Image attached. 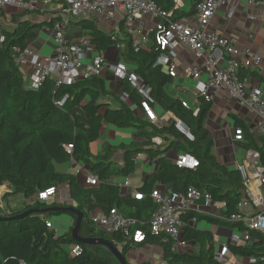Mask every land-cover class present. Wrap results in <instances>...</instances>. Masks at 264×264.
I'll list each match as a JSON object with an SVG mask.
<instances>
[{
	"label": "trees",
	"instance_id": "1",
	"mask_svg": "<svg viewBox=\"0 0 264 264\" xmlns=\"http://www.w3.org/2000/svg\"><path fill=\"white\" fill-rule=\"evenodd\" d=\"M152 1L162 9L172 8L168 0ZM200 1L195 0L194 12ZM40 11L39 8L30 13L41 14ZM60 19V16L54 17L51 23L39 24L26 21L15 31H2L6 41L0 45V187L8 184L11 188V193L5 194V200L22 195L32 203L21 211H11L0 221V264H120L105 247L81 244L72 237L77 216L69 211L70 208L83 214L82 238L109 240L116 247L121 246L127 260L131 252L159 246L165 264H224L215 260V237L212 232L186 228L183 237L188 243L199 245L198 253L176 252L171 239L155 237L150 232V221L158 210L151 193L157 185L166 187L169 193H186L188 188L195 187L208 192L216 203L224 206L227 218L239 212L238 205L244 197L241 176L214 156L210 130L205 125L213 103L201 99L200 112L194 117L193 111L182 107L174 90L168 92V75L163 68L155 65L158 57L156 49L134 53L129 41L121 56L136 64L135 73L152 87L156 102L171 112L176 120L188 124L195 136L193 142L187 141L175 130L174 121L157 128L140 114L136 115L135 109L142 111V98L128 83L122 85L135 106L134 110L113 96L107 89L105 78L94 77L61 87L48 78L38 91L28 89L24 76L13 62L11 49L14 46L27 47L36 39L39 29L46 24L52 27ZM78 25L85 32L83 37L95 43L98 50H106L112 45L110 34L101 31L93 21L83 20ZM120 30L127 36L123 26ZM247 71L240 69L241 79ZM64 95H69V100L61 109L55 102ZM109 98L115 99L117 104L107 105ZM232 119L234 127L244 131V141L238 142L241 147L257 149L264 157V135L258 143L250 137L249 127L242 119L235 115ZM105 123L119 129L136 128L140 131L136 137L144 142L134 146L108 145L94 156L90 145L100 138ZM157 136L163 138L162 146L152 143ZM70 145L73 148L69 151L67 147ZM119 151L124 152L125 165L111 171L114 155ZM170 151L194 155L200 162L199 167L195 171L179 170L174 162L162 156ZM139 153L148 155L157 164L156 171L148 175L143 186L136 191L143 195L142 200L134 196L124 197L121 187L112 183L116 176L129 178L134 174V156ZM72 162L88 168L90 174L98 178L99 185L84 186L75 175L58 170L59 166ZM63 186L67 187V202H60L58 195L45 202L39 201L40 193L52 188H58L62 193ZM29 210L36 212L25 214ZM111 210L136 220L139 223L136 229L146 234L145 242L131 245L125 242L123 235H109L93 225V216L106 215ZM62 216H67L72 224L69 231L59 235L48 228L47 222ZM193 216L188 213L183 220L187 223ZM197 219L218 230L222 228L230 235L235 229L241 232L249 230L243 223H230L208 215L198 216ZM249 232V243L229 245V251L236 257L253 258L257 259V264H264V233ZM76 246H79L80 253L73 255L71 249ZM128 264L152 262L128 261Z\"/></svg>",
	"mask_w": 264,
	"mask_h": 264
},
{
	"label": "built area",
	"instance_id": "2",
	"mask_svg": "<svg viewBox=\"0 0 264 264\" xmlns=\"http://www.w3.org/2000/svg\"><path fill=\"white\" fill-rule=\"evenodd\" d=\"M61 3V19L54 23L51 30L55 41L52 56L42 57L31 47L14 46L11 57L15 66L25 78L28 89L38 91L42 84L51 78L57 87L72 86L79 81L98 77L104 78L111 74L121 84L128 83L142 98L141 108L148 122L161 127L156 108L160 106L153 97V89L146 80L128 70L121 56L127 48L128 41L134 53L155 48L158 57L155 65L163 68L169 82L177 93V99L182 107L193 111L194 117L200 112V100L214 103L217 95L226 93L228 99L257 117L258 123L249 127L250 137L259 143L264 135V95L254 88H248L247 78H240L239 71L259 68L262 58L259 55L249 57V53L241 54L236 48V41L227 38L211 28L213 17L221 9H226L233 15L238 8L237 0H201L194 14L174 17L175 8L185 0H168L171 10L157 6L152 0H57ZM258 0H247L255 4ZM264 5V0H262ZM29 12L40 8L39 0H0V10L7 7ZM150 18L153 27H145V19ZM101 19L112 25L111 42L116 50V61L109 62L104 51L98 50L95 43L82 37L73 40L67 33L70 24L75 20ZM249 20L256 17L248 14ZM121 26L127 34L120 30ZM6 41L0 34V45ZM187 51L193 57L189 62L183 52ZM241 57V59L239 58ZM190 82V83H189ZM69 95H64L55 104L64 108ZM122 102L130 101L125 92ZM175 130L187 141L193 142L195 136L183 120H174ZM232 141L243 142L242 128L232 127ZM152 143L162 146V137H154ZM73 146H68L70 151ZM245 159L242 163L235 162L232 169L239 172L244 186V197L238 205V213L226 217L224 206L216 203L206 192L188 188L186 193H169L167 188L157 185L151 193V198L158 205V210L150 221V232L155 237H166L173 241L176 252H192L194 248L184 237L187 227L195 228L198 216L208 215L230 223H243L249 230L264 233V157L257 149H245ZM166 158V155L163 156ZM174 163L179 170L195 171L199 160L192 154L180 152ZM115 184V183H113ZM125 184V185H124ZM124 184H116L125 187ZM85 186L99 185L96 176L88 174ZM124 185V186H123ZM58 195L60 202L68 198L58 188H52L39 194V201L45 202ZM135 199L142 200L143 195L134 194ZM188 213L194 216L186 223L183 217ZM94 226L102 228L107 234L119 233L125 242L143 243L146 234L136 229L139 223L134 219L122 216L117 210H111L106 215L93 216ZM52 229V221L47 222ZM249 230L235 229L230 237V245H246L251 241ZM121 250V246L117 247ZM229 245L215 249V260L224 264H236L237 260L228 255ZM73 255L80 253L79 246L71 249ZM228 255V256H227ZM246 264H257V259L248 258Z\"/></svg>",
	"mask_w": 264,
	"mask_h": 264
},
{
	"label": "crops",
	"instance_id": "3",
	"mask_svg": "<svg viewBox=\"0 0 264 264\" xmlns=\"http://www.w3.org/2000/svg\"><path fill=\"white\" fill-rule=\"evenodd\" d=\"M40 2V13H30L24 10H18L15 7H7L4 10H0V34H2L3 30L8 31H15L19 27V25L23 22H30L32 24H39V23H51L54 17H59L60 12L62 10L61 3L57 0H39ZM238 8L235 10L233 15H229L226 9H221L218 13L213 17L211 21V28L212 30L216 31L217 33L233 39L236 41V48L241 53H249V57L253 55H259L262 58L261 66L259 68L250 69L247 71V74L244 78L248 79L247 86L248 88H254L260 91L264 95V5L262 0H258L255 4H248L247 0H237ZM195 0H185L184 2L180 3L174 12V17H181V16H190L193 14V5ZM172 7V5H171ZM172 9V8H171ZM26 12V13H25ZM250 14L256 19L249 20L247 15ZM83 20H75L72 24L68 27L67 33L73 39L77 40L84 36V30L80 25H78ZM93 21L97 27L107 33L113 30L112 25L109 22H105L103 20L94 19ZM145 27L148 26L153 27V23L151 22L150 18L145 19ZM51 26L48 24L44 25L41 29L37 31V37L34 41L28 44V47H31L34 51H36L40 56H52L55 50V41L52 35ZM104 51V55L109 62H115L116 59V50L113 46H109ZM110 51L111 53H109ZM186 59L189 62L193 61V57L189 54V52H183ZM112 56V58L109 57ZM241 59V57H239ZM107 89L113 94L116 99L121 100L122 94L124 93L123 85L115 79L111 74H107L105 77ZM109 80V81H108ZM190 83V82H189ZM109 85V86H108ZM167 90L170 92L173 89L172 82L168 80L167 83ZM175 91V90H174ZM176 92V91H175ZM106 104L109 106H114L117 104L115 99L109 98L106 101ZM125 104L134 110L135 106L130 101L125 102ZM136 115H141L146 119L144 113L141 110L135 109ZM156 112L159 118L160 125H168L172 121L175 120L174 115L164 110L161 106L156 108ZM232 115H235L237 118L242 119L248 127L254 126L258 123L257 117L253 113H249L245 109L241 108L237 103L230 101L226 95V93H220L217 95L216 101L213 103V108L210 114L208 115L206 121V127L210 130V137L213 141V154L214 156L224 165L228 167H232V165L236 162V154L234 151V146H240L239 143L232 141V134L233 131L232 127H234V122L232 119ZM169 117V118H167ZM147 120V119H146ZM148 121V120H147ZM139 130L136 128H128V129H119L109 123H105L104 127L101 132L100 138L98 141V154L101 152L102 148L110 145V146H119V145H141L144 141L136 136L139 134ZM102 139L103 143L99 142ZM155 146V145H154ZM91 153L93 152L92 146H90ZM180 153L178 151H170L166 155V159L174 162L176 155ZM93 154V153H92ZM94 155V154H93ZM162 155V156H164ZM95 156V155H94ZM114 158H118L119 162H116L114 159V163L118 164L119 167L125 165V157L124 152L119 151L116 152ZM134 160L136 162V170L134 174H132L129 178H124L122 184L126 183L125 187H121V194L124 197H131L137 193V189L142 187L148 175L152 174L156 171L157 164L155 160H152L148 157V155L144 153H139L134 156ZM59 167H66L63 170H60ZM58 170L61 172H68L75 175L78 181L84 185V181L90 171L88 168L84 167L83 165H78L74 162L71 164H67L64 166H59ZM146 168H151L150 171L145 172ZM112 183H116L115 178L112 179ZM125 185V184H124ZM123 185V186H124ZM85 186V185H84ZM10 186L5 184L4 186L0 187L2 190V196H5L7 193H11V190L8 189ZM63 195L68 196V191L62 188ZM0 190V191H1ZM19 198L21 201V208L22 210L25 209L27 206L31 205V201L27 200L22 195H17L9 199V203L13 204L14 200ZM21 208L18 209H10L8 213L11 211L16 212L20 211ZM4 217V216H3ZM2 217V218H3ZM58 219V221H57ZM54 229L59 235H63L69 228L71 227L72 221L67 216H62L59 218H52ZM196 230L200 232H212L215 237V249L218 251L222 245H230V237L231 235L227 233L224 229H217L212 227L211 225L207 224L206 222H198L195 227ZM220 237H226V242H221ZM192 246V244H191ZM194 250L191 253L199 251V245L192 246ZM154 248V247H152ZM141 250L142 252L145 251ZM139 251V250H138ZM161 260H162V250L160 251ZM144 259L149 260L151 254L148 253L144 255ZM233 256L237 263L239 264H246V258L236 257ZM135 260L138 259V256H134ZM140 262V259L137 260ZM236 263V264H237ZM162 264H165L162 260Z\"/></svg>",
	"mask_w": 264,
	"mask_h": 264
},
{
	"label": "rangeland",
	"instance_id": "4",
	"mask_svg": "<svg viewBox=\"0 0 264 264\" xmlns=\"http://www.w3.org/2000/svg\"><path fill=\"white\" fill-rule=\"evenodd\" d=\"M108 52L111 53L110 51H108ZM109 57L112 58V56H110V55H109ZM114 59H116V58H114ZM124 62H125V64H126V66H127V68H128L129 71H131V72H134L135 71L136 64L134 62L129 61L127 59H125ZM103 112H105V110H103ZM167 118H169V117H167ZM99 142L100 143L101 142L103 143L102 139H100ZM90 146H92V148H93V152L92 153L95 156H97L98 155V149H97L98 141L92 143ZM234 151H235V154H236V162L242 163L243 160L245 159V151L243 150V147H241V145L240 146L235 145L234 146ZM114 159H113V161H114ZM115 160H116V162H119L118 158H116ZM65 168L66 167H59L60 170H63ZM118 168H119L118 164H115L114 163L111 166V171H116ZM150 170H151V168H146L145 169V172H148ZM122 179L124 180V178H122L120 176H116L115 177V181H116L117 184L123 183L124 181H119V180H122ZM63 188L67 190V187L66 186H63ZM8 189L11 190V188H8ZM1 192H2V190L0 191V217H3L5 215L9 214L8 212H9L10 209H18V208H21V201L22 200H20L19 198H17L16 200H14V203L13 204H10L9 203V199L8 200H5L6 196H2ZM263 192H264V189H263ZM21 210H22V208L20 209V211ZM57 221H58V219H57ZM181 238L183 239V235L181 236ZM220 238H222L221 239V242H226L227 241V238L226 237H220ZM194 245L195 244L192 243V246H194ZM160 251H161V248L159 246H156V247L154 246V248H152V247H146V250L143 251V252L141 250H139L137 252L136 251L131 252L128 255V261L131 262V263H135L137 260L140 259V263H141L144 260H146V259H144V257H145L144 255H147L148 253H150L151 254V256H150L151 258L149 260L152 262V264H162ZM228 255L230 256L231 253L228 252ZM134 256H138V259L135 260ZM237 264H239V263H237Z\"/></svg>",
	"mask_w": 264,
	"mask_h": 264
},
{
	"label": "water",
	"instance_id": "5",
	"mask_svg": "<svg viewBox=\"0 0 264 264\" xmlns=\"http://www.w3.org/2000/svg\"><path fill=\"white\" fill-rule=\"evenodd\" d=\"M69 211L75 213L77 216L76 221H75V226L72 229V237L78 243L86 244L89 246H103L113 254V256L118 260L120 264H128L127 258L122 254L121 250H119L111 241L103 239V238H94V239L82 238L80 236V228H81L83 214L74 208H70ZM32 212H36V211L29 210L25 214H29ZM42 212H46V211H42ZM3 219L4 218L0 217V221H2Z\"/></svg>",
	"mask_w": 264,
	"mask_h": 264
}]
</instances>
